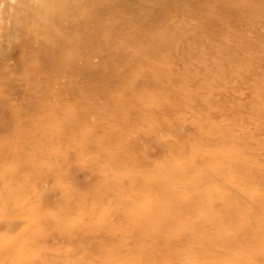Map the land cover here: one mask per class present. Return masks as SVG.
I'll list each match as a JSON object with an SVG mask.
<instances>
[{"label": "clouds", "instance_id": "1", "mask_svg": "<svg viewBox=\"0 0 264 264\" xmlns=\"http://www.w3.org/2000/svg\"><path fill=\"white\" fill-rule=\"evenodd\" d=\"M0 264H264V0H0Z\"/></svg>", "mask_w": 264, "mask_h": 264}]
</instances>
